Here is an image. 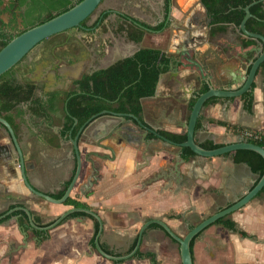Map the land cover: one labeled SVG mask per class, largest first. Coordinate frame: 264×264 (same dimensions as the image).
Segmentation results:
<instances>
[{
    "label": "crops",
    "instance_id": "crops-1",
    "mask_svg": "<svg viewBox=\"0 0 264 264\" xmlns=\"http://www.w3.org/2000/svg\"><path fill=\"white\" fill-rule=\"evenodd\" d=\"M142 3L143 0H103L89 21L92 24L107 13L101 26L94 32L78 33L79 37L84 35L83 43H78L82 59L75 61L70 57L53 65L45 62L38 66V78L42 82L47 80L46 85H62L58 81L61 74L70 84L142 47L158 48L171 61L180 55L183 39L193 55L206 60L212 84L217 88L233 85L242 72L249 70L250 62H241L237 55L240 52L237 44L243 45V39L250 40L249 47L243 45L248 50L255 40L240 33L232 23L212 24L205 17L208 12L200 0H172L167 18L162 14L164 0H150L143 6ZM145 6L154 13L148 14ZM120 12L150 25L165 20L168 27L162 32L146 30L143 39L136 42L128 38L125 29L128 21ZM249 56L256 57L255 53ZM95 61L100 62L98 66ZM169 63L154 94L141 99L140 115L132 114L157 131L180 134L186 132L191 100L207 84L198 79L197 70L180 65L175 73ZM252 89L251 109L246 107L242 96L207 100L199 116L201 126L196 128V141L213 139L225 144L240 138L244 129L264 132L262 69ZM125 119L128 122L120 116L103 114L85 127L78 143L82 170L69 195L98 212L104 224L100 244L111 255L128 254L136 245L141 228L151 219L164 221L183 237L190 227L244 196L260 178L245 162H235L232 153L213 157L194 155L179 163L175 172L180 147L164 142L152 131L145 134L136 120L128 116ZM62 121L54 123L55 134L61 133ZM24 130L26 141H33L26 146L40 151L37 159L26 161L28 179L50 195L63 191L76 164L72 142L63 137L48 142L45 138L41 140L36 127ZM49 130V126L42 128L44 135ZM3 145L0 143V149ZM98 153L113 157L102 160ZM90 160L100 167L99 178L92 185H89L93 172ZM23 206L40 225L50 223L73 207L34 195L22 180L18 162L0 155V214L11 211L7 214L9 218L0 223V264H182L179 243L155 222L144 230L138 249L153 254L152 258L135 254L128 259L112 260L102 256L95 242L92 243L94 222L87 215L69 218L53 227L50 237L37 244L38 238ZM226 222L235 223V228L226 226ZM22 226L26 237L20 231ZM192 242L194 264H264V191L221 221L207 226Z\"/></svg>",
    "mask_w": 264,
    "mask_h": 264
},
{
    "label": "trees",
    "instance_id": "trees-1",
    "mask_svg": "<svg viewBox=\"0 0 264 264\" xmlns=\"http://www.w3.org/2000/svg\"><path fill=\"white\" fill-rule=\"evenodd\" d=\"M81 0H0V49L5 46L14 36L22 33L30 27L43 23L54 16L68 10L73 5ZM207 9L211 17L212 24L218 23H232L238 27L245 16V6L255 1L250 6L252 16L246 22L248 30L258 32L264 35V1L263 0H200ZM25 5V10L22 11V6ZM4 14H10L8 22L4 19ZM107 13L99 16L92 24H87L88 18L82 22L84 26L95 30L101 26ZM128 24L126 26L127 36L129 39L140 42L146 31V28L153 30H160L165 26V20L157 25H150L137 18L128 15L123 16ZM20 18V22L18 19ZM254 40V39H253ZM245 47H249L252 42L250 40H242ZM255 42V41H254ZM170 59L158 48L142 47L133 55L123 58L107 68L97 69L91 74H85L77 81L78 87L68 94L71 95L68 100V109L70 114L78 119V124H84L92 115L103 110H110L113 112H131L140 115L142 111L143 97L151 96L156 90L159 80V75L167 67ZM251 66V65H250ZM260 69L264 71V62ZM11 77V70L5 72L0 76V110H9L12 103L4 102L12 94H18L23 91L22 84H19L16 79ZM208 89L205 86L201 92ZM31 91V87L28 89ZM12 92V93H10ZM200 92V93H201ZM199 94V93H198ZM19 95V94H18ZM31 95L28 94L29 98ZM23 96H13L15 100L22 99ZM245 99V105L251 109L253 101V89L242 95ZM23 97V100L25 99ZM8 99V98H7ZM196 98L192 99L189 107L190 110ZM201 123L198 119L196 128H199ZM238 134L240 130H237ZM162 134L168 139L180 143L186 140L187 134L172 133L162 131ZM250 141L264 146V137L260 139H250ZM206 149H214L224 145V143L215 142L213 139H207L203 142H198ZM227 153L225 155H229ZM233 158L235 162L247 163L253 172L257 173L259 177L264 172V158L257 152L249 149H239L235 151ZM181 155L184 159L196 155L189 147L181 148ZM67 187V186H66ZM66 187L63 191L52 195L55 198H61L65 193ZM264 188L262 189V192ZM66 204L74 206H87L86 204L68 198ZM81 215H91L85 212H74L68 217H76ZM176 217L178 215L174 214ZM9 218V216L0 220V223ZM94 220V236L99 229V222ZM223 218L219 219L221 221ZM226 226L235 228V223L226 222ZM38 235L39 240L47 239L48 232L45 230L34 229ZM193 244V242H192ZM135 246V245H134ZM133 246V247H134ZM132 247V249H133ZM138 257H154L153 254H144L140 251L136 253Z\"/></svg>",
    "mask_w": 264,
    "mask_h": 264
},
{
    "label": "water",
    "instance_id": "water-1",
    "mask_svg": "<svg viewBox=\"0 0 264 264\" xmlns=\"http://www.w3.org/2000/svg\"><path fill=\"white\" fill-rule=\"evenodd\" d=\"M264 1V0H263ZM103 0H81L75 5H73L68 10L54 16L53 18L37 24L33 27L28 28L27 30L23 31L22 33L14 36L5 46H3L0 49V76L4 74L5 72L9 71L14 65H16L19 61L23 59L25 55H27L33 47H35L38 43L43 41L46 38H49L57 33L63 32V31H75L77 28L82 26V22H84L87 18L91 17L96 10H98L99 6ZM254 2L248 4L245 6V16L242 19L240 25L238 26V31L252 39L255 40V44L252 45L248 50H244V46L241 44H237L240 47V52L237 53L239 57H241V62H250V68L247 72H242L241 75L233 81V85L230 84L229 86H226L225 88H217L213 86L212 84V74L209 72L208 64L206 60L202 61L199 60L195 55L191 53V51L188 49L187 42L185 44L181 45V51L179 52L180 55L177 58H173L169 66L173 72L179 71V66L182 65L186 68L195 69L199 73V80L204 81L208 89L204 92H199V94L196 96V100L191 108L189 119L186 123V134L187 138L185 141L176 143L170 139H167L163 137L160 133H158L154 128L146 126L140 119H138L134 114L132 113H124V112H113L110 110H103L99 113H96L92 115L86 124L90 123L93 119L96 117L103 115V114H112L115 116H120L124 119L125 122H128L127 119H125L127 116L136 120V123L139 127V129H144V133L146 134L148 131H152L157 137L163 139L167 143L176 145L180 147H189L197 156L202 157H213V156H219L227 153H234L235 151L239 149H249L253 150L257 153H259L264 158V146L244 140L242 138H238L237 140L225 143L224 145L214 148V149H206L202 147L195 139V132H196V125L201 113V110L207 100H209L212 97H223V98H235L242 96L246 92L252 90L253 83L255 81L256 75L258 74L260 70L261 64L264 62V35L253 32L247 29L246 22L249 19V17L252 16V13L250 11V6L254 4ZM203 4V3H202ZM204 6V4H203ZM205 10L207 11L206 7L204 6ZM149 30V29H147ZM249 53H255L256 57L255 59H252L249 56ZM133 55V54H132ZM131 56V55H130ZM161 74L159 75V77ZM78 120L75 119V123H77ZM0 123L4 124L9 132L13 133V129L11 125L3 118H0ZM83 128V127H82ZM14 134V133H13ZM16 141V139H15ZM75 153L77 154V171L76 174L67 187L65 193L61 198H55L52 195L43 192L36 188L28 179L27 173H26V165L23 160V158H20V161H18V164L20 166V174L22 177V180L24 181L25 186L34 194L41 198H44L50 202L53 203H65L67 198L70 195V192L74 186V183L76 182V179L78 178L80 174L81 169V159L80 154L78 151V139L73 138L72 139ZM17 149L20 151L19 147L17 146ZM113 155L115 153L112 152ZM100 159L106 160L107 158H110V155L108 154H96ZM176 165L174 167L175 172L178 170L179 163L183 162L185 159L182 157L181 153L177 154L176 158ZM91 167L94 170L93 173V180L89 181V185H92V183H95L98 180V168L96 167L93 160H90ZM247 164V163H246ZM248 165V164H247ZM264 188V172L261 175L259 179H257L254 183V186L248 190V192L242 196L240 199L235 201L233 204L213 213L212 215L208 216L207 218L203 219L200 223L197 225H194L191 227L188 232L183 236L180 237L177 235L164 221L160 219H151L148 222L145 223V225L141 228L138 236L137 243L134 247V249L126 254V255H111L107 253L100 244V235L103 231V221L98 214V212L86 208V207H73L69 210L63 212L58 218H55V220L50 223L47 226H39L38 223L34 220L33 215L29 209L26 207H21L28 215L30 226L34 229H52L57 224H59L64 218H66L70 213L74 211H83L91 216H93L95 219L99 222V230L97 232V235L95 237V248L97 251L106 258L112 259V260H124L128 259L136 254V252L139 249V246L141 244L143 232L146 229V227L150 223H159L164 230L179 243V251L181 256L182 264H194L193 255H192V240L207 226L210 224L216 222L220 218L225 217L226 215L236 211L237 209L241 208L245 204H247L253 197H255L262 189ZM11 211L0 215V219L5 217L8 213ZM20 231L22 234L26 237L27 232L22 227H20ZM27 241V240H26Z\"/></svg>",
    "mask_w": 264,
    "mask_h": 264
},
{
    "label": "flooded vegetation",
    "instance_id": "flooded-vegetation-1",
    "mask_svg": "<svg viewBox=\"0 0 264 264\" xmlns=\"http://www.w3.org/2000/svg\"><path fill=\"white\" fill-rule=\"evenodd\" d=\"M171 2H172V0H164V6H163L162 14H163V16H165V18H167L170 15L171 6H172ZM23 10H25V5L22 6V11ZM198 11L201 13L202 10L199 9ZM120 14L122 16L128 15V16L132 17L131 15H129L125 12H120ZM4 15L7 16L6 22H8L11 15L10 14H4ZM91 17L88 18L86 26L89 25V20L91 19ZM205 17L208 19V21L211 20V17L209 16L208 13L206 14ZM18 22H20V18L18 19ZM86 26H84L82 23V26L77 28L75 31H69V30L63 31V32L57 33V34H55L49 38L44 39L43 41L38 43L35 47H33L31 49V51L27 55H25L21 61H19L16 65H14L10 69L11 70V77L16 79V81L19 84H22V86L24 88L23 91H20L18 93L19 95L13 94V96L14 97L19 96V98L21 96H23L25 98L28 96V94H30L31 96L29 98H25L24 100L22 97V99H20V101H19V100H15L11 94L10 96L7 97L8 99L7 98L2 99V101H4L5 103L11 102L13 104L9 110H0V118L5 119L11 125V127L13 129V133H14L13 134V133L9 132L7 127L4 124L0 123V143L5 144V145H3V149H0V155L3 158L14 159L16 162H18V161H20V158L22 157L24 162H25V165H26V163H27L26 161H29V159H32V160L37 159L40 156V151L38 149H36L35 147L31 148V147L26 146V144H29V146H30V144H31L30 142H33L30 140L26 141L27 137L25 136L26 133H25L24 128H27V127H36L39 130V136L41 137V140H43L45 138L48 142H55L57 137H63V138H66L67 140H70L72 142V139L77 137L78 143H79L80 136L83 133L85 127L89 123L86 124V122L88 120L82 125H79L78 122L75 123V119H77V118L73 117L70 114V111H69L68 105H67L68 100L70 99L71 95L69 96V98H67V97H68L69 93H71L73 90L77 89V87H78L77 81L79 79H81L86 73L83 74L80 78L72 80L70 82V84L65 79V76L60 74L58 81L60 80L61 82H63L62 85L55 84V85L50 86V85H46V83L48 84L47 80H45V82H42L38 78L37 69H38L39 65L45 64V62L46 63L48 62V65H53V63L55 61H63V60L65 61L70 57L74 58L75 61H79L80 59H82V55L80 54V51L78 50V48H79L78 43H83L82 41L84 40V35H80V37H79L78 33L79 32H85V31L86 32L88 31V33H90L92 30H90V28H88ZM167 27H168V25L166 27L164 26L162 29L167 28ZM147 29H149L150 31L162 32L161 31L162 29L153 30L150 28H146V30ZM94 31L95 30H93L92 32H94ZM185 42H187V40L183 39L181 41V45L185 44ZM95 63L94 64L98 66L99 65L98 63H100V62L95 61ZM52 69H55L56 71H58L57 70L58 68H52ZM98 69H101V68H98ZM96 70L97 69H95L94 71H96ZM93 72H91V73H93ZM11 77H8V78H11ZM30 87H31V91L28 90ZM10 93H12V92H10ZM58 121L63 122L62 129H61V133L55 134L53 132L52 128H53L54 123H56ZM45 126H49V129H50L46 135H44L42 132V128ZM162 131H165V130H158L157 132L160 133L163 137H165L162 134ZM167 132H169V131H167ZM165 138H167V137H165ZM240 138H241V136H240ZM15 139H16V141H15ZM161 140H163V139H161ZM248 141H250V140H248ZM164 142H166V141H164ZM72 144H73V142H72ZM168 144H170V143H168ZM17 146L19 147L20 151L17 149ZM73 147H74V145H73ZM78 151H79L80 159H81V169H80V172H81V170H82V157H81L79 147H78ZM180 152H181V149H180ZM74 156L76 159V164H75L74 168L72 169L71 181L73 180V178L76 174L77 164H78L77 154L75 153V149H74ZM113 156H115V155H113ZM113 156H110V158H107V159H112ZM96 167L100 170L99 166L96 165ZM27 168H28V165H27L26 169ZM26 173H27V170H26ZM93 173H94V170L92 172V179L91 180H93ZM98 174H99V172H98ZM71 181L69 182V184L71 183ZM69 184H68V186H69ZM67 187H66V189H67ZM73 207H78V206L73 205ZM79 207L88 208L87 206H79ZM74 212H83V211H74ZM74 212H72V213H74ZM72 213H70L69 215H71ZM0 215H3V214H0ZM68 216L66 218H64L59 224H61L62 222L66 221L69 218H73V217H68ZM5 217H3L2 219H4ZM58 217H56V218H58ZM76 217H78V216H76ZM2 219H0V220H2ZM28 220H29V218H28ZM54 220H55V218H54ZM53 221H51L50 223H52ZM93 222H94V220H93ZM50 223H48L46 225H40V224H38V225L42 227V226H47ZM29 224H30V222H29ZM59 224H57V225H59ZM22 228H23V226H22ZM24 230H26V229H24ZM37 230H42V229H37ZM43 230L48 232L47 238H49L50 237L49 231L51 229H43ZM96 235H97V233H96ZM36 236L38 238L37 234H36ZM38 240H39V238L36 240V242H37V244H40L45 239H43L42 241H38ZM134 247H133V249H134Z\"/></svg>",
    "mask_w": 264,
    "mask_h": 264
},
{
    "label": "built area",
    "instance_id": "built-area-1",
    "mask_svg": "<svg viewBox=\"0 0 264 264\" xmlns=\"http://www.w3.org/2000/svg\"><path fill=\"white\" fill-rule=\"evenodd\" d=\"M264 137L263 131H255V130H249L244 129L241 133V138L244 140H250V139H260Z\"/></svg>",
    "mask_w": 264,
    "mask_h": 264
},
{
    "label": "rangeland",
    "instance_id": "rangeland-1",
    "mask_svg": "<svg viewBox=\"0 0 264 264\" xmlns=\"http://www.w3.org/2000/svg\"><path fill=\"white\" fill-rule=\"evenodd\" d=\"M144 2H150V0H143V3H142V6L143 5H146V3H144ZM100 7V6H99ZM146 7V6H145ZM99 9V8H98ZM146 12L149 14L150 12H153L154 13V11L151 9V8H149V7H146ZM97 11L98 10H96V12H94V14L92 15V17H91V19L89 20V21H91L92 20V18L95 16V14L97 13ZM7 16L6 15H4V18H6ZM7 19V18H6Z\"/></svg>",
    "mask_w": 264,
    "mask_h": 264
}]
</instances>
